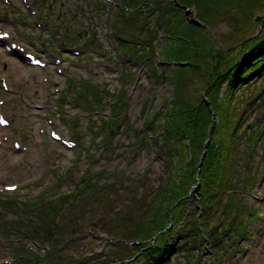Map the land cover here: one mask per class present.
I'll return each instance as SVG.
<instances>
[{"label":"rangeland","instance_id":"rangeland-1","mask_svg":"<svg viewBox=\"0 0 264 264\" xmlns=\"http://www.w3.org/2000/svg\"><path fill=\"white\" fill-rule=\"evenodd\" d=\"M122 2L0 0V31L10 34L0 41V115L10 122L0 125V264H264V70L252 72L231 97L233 140L240 143L227 162L231 189L218 191L207 211L192 191L187 216L167 226V255H151L157 241L134 233L143 207L127 208L118 219L135 197L150 198L177 161L157 138L161 113L181 85L164 78L173 70L160 59L167 28L150 20L157 38L150 42L145 30L150 46L133 55L126 52L133 42L120 45ZM260 32L264 0L214 19L189 51L202 69L173 70L185 73V99L196 105L205 92L203 68L210 71L219 55L239 62L245 41ZM12 43L47 66L24 63L18 49L7 51ZM50 130L79 140L78 147L52 140ZM10 183L19 185L13 193L3 190ZM47 226L54 234L44 232ZM56 232L70 241L52 250Z\"/></svg>","mask_w":264,"mask_h":264},{"label":"trees","instance_id":"trees-1","mask_svg":"<svg viewBox=\"0 0 264 264\" xmlns=\"http://www.w3.org/2000/svg\"><path fill=\"white\" fill-rule=\"evenodd\" d=\"M249 1L123 0L118 16H122L123 23L120 28L121 31L117 30L124 40H121L120 45L123 46L125 42H133V45L128 48V52L132 54L149 48L150 43L146 42L150 41V37H146L143 33L145 30L147 33L149 32L152 36L150 42L156 40L157 35L152 33L154 28L149 29L148 27V22L153 20L156 29L167 28L164 52L160 56L162 62L164 61L173 70L175 68L193 71L195 68L202 69L201 64L193 60L195 54L189 52L193 49L191 48L193 45L200 43L198 41L199 37H202V30H206L214 19L220 18L233 9L246 6ZM117 4L119 5V1ZM186 8L190 10L194 8L195 17L205 24L204 27L191 21L186 22ZM146 12L153 15L148 17ZM141 18L143 21L140 20ZM132 22L137 25L135 31L131 30ZM125 30L131 34L126 33ZM260 33L252 40L245 41L241 49L245 55L239 59V62L238 60L235 62L234 59L230 61V58L225 59L219 55L213 61L210 71L203 68L200 74L206 82L205 92L203 98L196 105L185 99L183 87L186 80L183 70H168L164 75L166 80L172 77L173 81L181 83V85L176 89L178 93L174 95L164 112L161 113L162 116L159 121L161 133L157 141L164 145L165 153L178 155L177 161L175 164L172 162L171 167L167 169L166 173L169 174L159 179L160 185L150 198L144 195L141 198L135 197V202L129 203L125 208L116 212L118 219L121 220L127 216V208L132 210L136 207H143L142 214L138 216V219L142 218V223L134 233L143 242L147 240L157 241L152 246L151 255L161 253L162 256L167 255L164 252L168 249L167 243L170 238L165 234L167 226L169 222L174 225L175 222L179 223L187 216V206L194 189L199 198L203 197L200 206L202 210L206 211L208 210L206 204H210L218 191L224 193V191L231 189L228 182L230 178L229 167L232 164H227V162L230 157L233 160L235 150L240 148L238 145L240 143L233 140L236 138V127L233 126L232 110L229 111L228 108L232 103L231 97L244 82H249L252 77L250 74L252 72L260 73L264 70V32ZM153 52L154 50L151 53ZM218 54L222 53L219 52ZM223 62L229 65L221 68ZM183 64L184 66H182ZM127 76L134 77V74L130 73ZM224 88H226L225 98L221 95ZM249 130L252 134L253 130ZM245 133L247 134V131ZM226 152L229 153L226 155ZM144 197L147 200L143 201ZM126 220H137V217H127ZM47 227L44 232L49 235L54 234V230L49 226ZM229 228L230 226H227L226 230ZM237 232L240 234L242 231L238 229ZM60 237L62 236H58L56 232L54 241L51 242L52 250L61 248L60 246L70 241V237L64 241H61ZM139 260L136 258V261Z\"/></svg>","mask_w":264,"mask_h":264},{"label":"water","instance_id":"water-1","mask_svg":"<svg viewBox=\"0 0 264 264\" xmlns=\"http://www.w3.org/2000/svg\"><path fill=\"white\" fill-rule=\"evenodd\" d=\"M186 13H187V15L190 16L189 20H190L191 22H194V23L197 24V25H202V24L197 20V18H195V15H194V18H192V11H191L189 8H186ZM259 19H261V17H259ZM261 20H262V19H261ZM262 25H263V24H262Z\"/></svg>","mask_w":264,"mask_h":264},{"label":"bare ground","instance_id":"bare-ground-1","mask_svg":"<svg viewBox=\"0 0 264 264\" xmlns=\"http://www.w3.org/2000/svg\"><path fill=\"white\" fill-rule=\"evenodd\" d=\"M13 53V52H12ZM25 63V62H24ZM0 179H1V176H0Z\"/></svg>","mask_w":264,"mask_h":264}]
</instances>
